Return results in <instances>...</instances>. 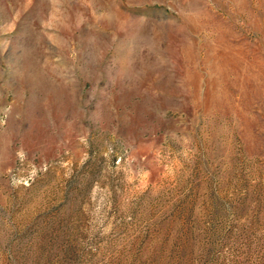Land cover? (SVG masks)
Listing matches in <instances>:
<instances>
[{"label": "rangeland", "instance_id": "374dc122", "mask_svg": "<svg viewBox=\"0 0 264 264\" xmlns=\"http://www.w3.org/2000/svg\"><path fill=\"white\" fill-rule=\"evenodd\" d=\"M0 264H264V0H0Z\"/></svg>", "mask_w": 264, "mask_h": 264}]
</instances>
